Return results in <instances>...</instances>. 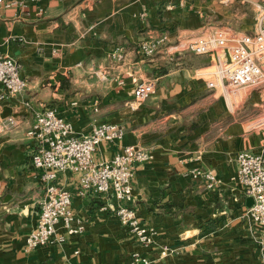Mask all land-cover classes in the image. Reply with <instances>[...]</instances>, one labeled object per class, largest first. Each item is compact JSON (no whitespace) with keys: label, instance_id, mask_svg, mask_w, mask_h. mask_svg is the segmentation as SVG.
Masks as SVG:
<instances>
[{"label":"crops","instance_id":"0c3cea01","mask_svg":"<svg viewBox=\"0 0 264 264\" xmlns=\"http://www.w3.org/2000/svg\"><path fill=\"white\" fill-rule=\"evenodd\" d=\"M10 1L0 4V50L20 63L28 85L0 102V119L17 121L0 135V264H132L134 252L149 256V264H264L262 228L247 215L236 160L243 149L260 150L264 135L249 132L231 94L227 99L220 87L208 86L211 53L187 49L218 29L253 33L241 9L259 0ZM164 34L154 57L143 54L142 41ZM145 78L157 85L138 103L133 87ZM46 107L56 108L78 136L97 123L123 126L121 139L99 144L96 162L127 145L149 150L151 157L135 167L132 205L155 227V243L144 246L120 222L113 194L82 192L81 174L66 170L56 182L71 191L84 230L68 234L59 225L64 243L26 249L46 185L33 166L27 131ZM195 168L213 170L219 182L209 188L191 175Z\"/></svg>","mask_w":264,"mask_h":264},{"label":"built area","instance_id":"2783aa9c","mask_svg":"<svg viewBox=\"0 0 264 264\" xmlns=\"http://www.w3.org/2000/svg\"><path fill=\"white\" fill-rule=\"evenodd\" d=\"M15 1L0 0V4L10 6ZM255 28L251 34L236 35L227 29H218L213 34L201 36L190 42L188 49L197 54L211 53L216 66L214 79L209 87H220L225 97L231 91L264 83V0L254 3ZM168 35L144 40L139 48L147 57L154 56L165 43ZM117 58L123 52H117ZM80 64V63H79ZM28 80L22 76L20 63L0 50V102L7 95L23 93ZM154 78L137 81L133 87L136 102L143 103L156 88ZM262 119L258 123H263ZM17 124L13 116L0 119V135ZM123 126L102 122L94 125L92 132L78 136L73 124L61 116L54 107H46L37 112L36 120L27 131L34 140L32 163L41 170L45 182V195L39 201V219L26 237V249L32 250L51 242L62 244L66 235L58 233L59 225L68 234L84 230L82 220L72 208L71 191L56 182L57 172L71 170L79 172L82 192L93 190L97 193L113 194L118 204L112 207L120 222L128 226L144 246L155 243V227L145 225L132 205V179L137 164L151 157L149 150L138 145H127L108 161L96 162L94 152L103 140H118L124 136ZM239 181L244 185L245 195L254 199L247 209L249 218L259 223L264 239V144L260 150L243 149L236 156ZM195 178H203L209 188L218 182L217 174L210 169L195 168L191 171ZM105 208V207H104ZM163 250L162 254H166ZM149 256L134 252L132 264H149Z\"/></svg>","mask_w":264,"mask_h":264},{"label":"rangeland","instance_id":"374dc122","mask_svg":"<svg viewBox=\"0 0 264 264\" xmlns=\"http://www.w3.org/2000/svg\"><path fill=\"white\" fill-rule=\"evenodd\" d=\"M229 10L231 12L234 11L233 7H229L227 11ZM241 10H242L241 12H246L247 21L245 24H246V28L250 32L252 28L253 29L255 28V25H254L255 20H256L255 19L256 17L255 6L248 3L247 7L242 8ZM227 13H230V12H225L226 15H228ZM213 33L214 31L211 32V34ZM194 54L201 55L197 53H194ZM215 68H216L215 65L211 67L212 74ZM213 76L215 77L214 74ZM231 100L233 103L232 109L234 110V113L239 112L240 113L239 118L248 123L247 125H248L249 132H254L258 134V136L259 135L261 136V134L264 135V122L261 124L260 123L257 124V122H260L262 119H264V83L245 86V87L238 89L236 92L231 91ZM252 123L256 125L250 127V124Z\"/></svg>","mask_w":264,"mask_h":264},{"label":"water","instance_id":"95a60500","mask_svg":"<svg viewBox=\"0 0 264 264\" xmlns=\"http://www.w3.org/2000/svg\"><path fill=\"white\" fill-rule=\"evenodd\" d=\"M247 202H248V205L251 206L254 202V199L253 197L249 196L248 199H247Z\"/></svg>","mask_w":264,"mask_h":264}]
</instances>
